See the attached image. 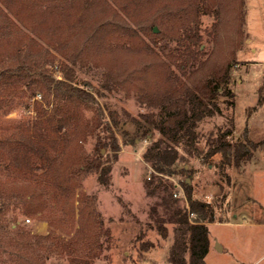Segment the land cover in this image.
<instances>
[{
  "label": "trees",
  "instance_id": "16d2710c",
  "mask_svg": "<svg viewBox=\"0 0 264 264\" xmlns=\"http://www.w3.org/2000/svg\"><path fill=\"white\" fill-rule=\"evenodd\" d=\"M246 1L0 0V16L13 30L18 26L8 12L41 40L28 36L37 54L54 57L55 52L63 58L58 69L62 79L34 70L32 62L0 66V112L12 109L17 96L26 95L34 102L28 99L25 107L33 106L35 113L0 134V167L7 173V182L0 186V264H47L55 254L66 255V264H92L111 247L113 235L97 195L81 188L92 172L100 185H110L121 145L113 129L115 113L113 123L105 119L98 97L119 88H126L128 95L134 89L141 104L157 110L142 114L160 134L143 157L156 171L148 192H164L163 214L152 209L155 225L163 237L168 235L166 223L173 226L168 261L207 264L208 223L215 222L222 201L216 205L197 196L191 181L184 179L182 207L169 177L188 172L190 156L207 159L220 153L223 160L216 166L223 173L252 157L255 143L247 129L244 139H229L233 121L227 129L209 134L205 147L198 130L202 120L223 113L220 96L234 97L227 83L245 43ZM204 15L214 20L203 29ZM205 37L212 43L209 51L201 47ZM88 60L103 69L96 91L76 79ZM23 86L31 90L28 95ZM19 91L22 95L16 94ZM263 103L264 81L258 106ZM91 109L101 115L92 125L84 114ZM255 109L248 107L247 114ZM90 134L96 138L92 152L85 147ZM221 190L223 200V185ZM13 206L24 208L29 216L44 214L50 230L32 233L10 223L6 213Z\"/></svg>",
  "mask_w": 264,
  "mask_h": 264
},
{
  "label": "rangeland",
  "instance_id": "374dc122",
  "mask_svg": "<svg viewBox=\"0 0 264 264\" xmlns=\"http://www.w3.org/2000/svg\"><path fill=\"white\" fill-rule=\"evenodd\" d=\"M8 15L18 29L13 30L11 22L0 16V66L16 67L20 63L32 62L30 64H33L34 70L53 72L55 77L62 79L63 73L58 71L62 56L55 52L54 57L37 54L33 44L28 42V36L41 40L23 27L11 12ZM213 20V16L204 15L203 29L210 27ZM245 30L244 47L232 63L227 83L234 97L220 96L218 104L223 113L202 120L198 130L200 145L205 147L209 134L227 129L233 121L234 131L229 139H244L247 129L248 136L255 143L252 157L240 168L230 167L223 173L216 166L223 160L220 153L207 159L190 156L188 172L169 177L175 184L173 191L182 207L186 205L182 187L184 179L191 181L197 196L216 205L222 201L216 210L215 222L208 223L210 244L205 257L207 264H264V103L258 106L259 88L264 81V0L246 1ZM201 47L209 51L212 43L205 37ZM88 63L76 73V79L89 84L85 89L96 91L101 85L103 69L91 65L89 60ZM12 78L22 82L17 76ZM23 87L28 95L31 90ZM129 91L128 95L126 88H119L106 91L105 96L98 97L107 116L105 119L113 123L111 113H115L113 129L121 146L112 164L110 185H100L97 173L92 172L85 178L81 188L86 193L97 195L98 208L113 235L111 247L106 248L103 255L92 264H171L168 255L174 240L173 226L166 223L168 235L163 237L155 225L152 209L156 207L163 214L160 195L164 192L161 189L154 193L148 192V181L155 179L156 171L143 157L147 147L160 134L159 130L145 121L142 114L156 113L157 110L141 104L134 89ZM16 94L22 95L20 91ZM41 98L36 97L38 100ZM28 99L26 95L17 96L12 109L1 110V135L3 130L35 114L33 106L29 110L25 107ZM228 99L235 100L234 106L226 101ZM29 100L34 102V98ZM248 107L256 109L248 115ZM84 114L90 125L98 117L101 118L94 109L86 110ZM95 143V136L90 134L85 142L86 150L92 152ZM178 163L183 164L181 161ZM6 174L0 167V186L7 182ZM222 185L227 193L223 200ZM23 209L19 206L9 208L6 218L10 223L15 222L32 233L50 230V223L44 214L29 216ZM221 219L225 221L220 222ZM68 260L64 254H55L47 259V264H66Z\"/></svg>",
  "mask_w": 264,
  "mask_h": 264
},
{
  "label": "built area",
  "instance_id": "2783aa9c",
  "mask_svg": "<svg viewBox=\"0 0 264 264\" xmlns=\"http://www.w3.org/2000/svg\"><path fill=\"white\" fill-rule=\"evenodd\" d=\"M214 156H217V154H215ZM214 156H213V157H214ZM208 196H210V195H208ZM207 201L210 202L208 199H207Z\"/></svg>",
  "mask_w": 264,
  "mask_h": 264
},
{
  "label": "water",
  "instance_id": "95a60500",
  "mask_svg": "<svg viewBox=\"0 0 264 264\" xmlns=\"http://www.w3.org/2000/svg\"><path fill=\"white\" fill-rule=\"evenodd\" d=\"M154 30L157 31V27H155Z\"/></svg>",
  "mask_w": 264,
  "mask_h": 264
}]
</instances>
